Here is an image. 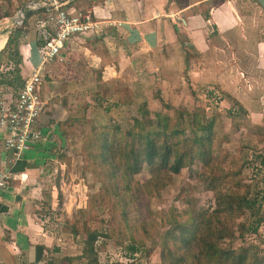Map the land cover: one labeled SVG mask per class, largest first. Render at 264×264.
I'll list each match as a JSON object with an SVG mask.
<instances>
[{
    "label": "rangeland",
    "instance_id": "rangeland-1",
    "mask_svg": "<svg viewBox=\"0 0 264 264\" xmlns=\"http://www.w3.org/2000/svg\"><path fill=\"white\" fill-rule=\"evenodd\" d=\"M26 4L0 0L7 92L9 85L20 87L40 61L33 20L12 21ZM131 51V59L139 57ZM66 52L44 71L46 110L62 139L56 137L58 158L48 166L54 174L39 188L33 244L46 251L33 264H196L198 248L214 252L210 246L243 250L245 262L264 264V61L256 78L234 80L245 92L232 95L213 82L172 81L155 64L137 59L138 77L124 80L114 70L105 73V65H92V51L81 49L74 63ZM141 134L151 135L158 147L194 155L184 158L179 173L164 169L153 176L144 164L130 173L120 166L112 176L131 143L147 147L136 136ZM105 137L114 141L108 161L102 158ZM200 151L207 158L199 160ZM184 228L193 236H185ZM93 232L97 238L90 243ZM26 248L8 234L0 240V264H28Z\"/></svg>",
    "mask_w": 264,
    "mask_h": 264
},
{
    "label": "crops",
    "instance_id": "crops-1",
    "mask_svg": "<svg viewBox=\"0 0 264 264\" xmlns=\"http://www.w3.org/2000/svg\"><path fill=\"white\" fill-rule=\"evenodd\" d=\"M17 1L21 5L28 0ZM62 1L66 8L90 11L108 24L101 37L86 34L67 44L66 59L70 63L85 48L92 51V65H105V73L113 74L114 70L124 80L138 77L134 66L137 59L143 65L155 64L172 81L188 78L193 86L213 82L232 95L243 91L234 80L252 79L260 74L258 66L264 61V37L260 36L264 35V0ZM26 14L28 21L32 19L35 24L40 13L27 10ZM8 18L11 17L4 16L2 20ZM5 43L1 38L0 50ZM130 51L139 57L131 59ZM52 118L55 117L47 110L40 117V126L47 136L53 133L50 139L46 137L34 144L18 160L12 151L2 148L0 133V172L11 175L8 186L0 189V240L9 234L18 245L27 246L28 264L35 261L38 244L37 241L33 244L36 238L33 216L39 207L40 184L42 181L48 184L49 176L54 174L48 166L58 158V153L52 150L56 137L62 139ZM17 165L24 166V170H13Z\"/></svg>",
    "mask_w": 264,
    "mask_h": 264
},
{
    "label": "built area",
    "instance_id": "built-area-1",
    "mask_svg": "<svg viewBox=\"0 0 264 264\" xmlns=\"http://www.w3.org/2000/svg\"><path fill=\"white\" fill-rule=\"evenodd\" d=\"M27 10L40 13L35 17L40 61L28 77H23L20 87L14 84L7 86L10 92L4 89L10 80V69L3 74L5 71L0 65L1 144L4 150L13 152L15 160L47 137L40 126V117L46 110L44 71L51 63L64 57L71 40L89 33L98 35L108 27L105 21L98 20L90 11L66 8L62 0H32L18 10L12 21L17 24L28 19ZM10 177V173L0 172V189L8 186Z\"/></svg>",
    "mask_w": 264,
    "mask_h": 264
},
{
    "label": "trees",
    "instance_id": "trees-1",
    "mask_svg": "<svg viewBox=\"0 0 264 264\" xmlns=\"http://www.w3.org/2000/svg\"><path fill=\"white\" fill-rule=\"evenodd\" d=\"M141 125L142 124H137L135 126L141 128L142 132H144ZM136 136L143 137L146 140L147 147L141 150V147L136 146V142L131 143L129 149L126 151V154L124 156V160H123L124 162L122 161V164L117 163L114 173L111 174L112 176H114L118 172L120 166L122 168L123 165H126V171L127 173H130L131 169L139 170L144 166V164H147L151 167L153 176L159 175L164 169L171 170L173 173H179L181 169L185 166L184 158L187 157V155H194V153L185 150H183L185 151L184 154L176 153L180 149L174 150L170 145H165L164 147H158V145L151 137V135L141 134ZM104 140L105 141L103 145L105 149L102 158L108 161L110 156H113L114 158V153L112 154V152L110 151L114 146V141H111L109 137H105ZM187 144L188 141H186V145ZM195 155L199 160H202L203 158H207L205 151H200ZM193 158H195V156H193ZM13 170H15L16 172L22 171L24 170V166L17 165L14 167ZM129 188L130 186L127 189L129 190ZM127 189L126 191H128ZM184 229H185V236H193L189 228H184ZM96 238H97V232L91 233L89 237L90 243L94 242ZM186 239L187 238L185 237V242H187ZM210 247L214 248V252H209L208 249H203L201 247L198 248L199 251L194 254V257L196 258L195 261L196 264H240L242 260L241 258H243L244 264H249L245 262V258H244L245 253H241L243 250L239 253H236L234 251L221 252L217 247L214 246H210ZM45 251H46L45 245L42 244L36 245L35 260L37 263L43 259ZM96 264H117V263L97 262ZM254 264H262V263L255 262Z\"/></svg>",
    "mask_w": 264,
    "mask_h": 264
},
{
    "label": "bare ground",
    "instance_id": "bare-ground-1",
    "mask_svg": "<svg viewBox=\"0 0 264 264\" xmlns=\"http://www.w3.org/2000/svg\"><path fill=\"white\" fill-rule=\"evenodd\" d=\"M2 43V42H1ZM4 44V43H3Z\"/></svg>",
    "mask_w": 264,
    "mask_h": 264
}]
</instances>
